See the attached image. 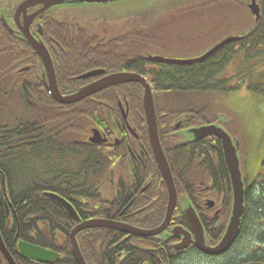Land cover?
Masks as SVG:
<instances>
[{"label":"trees","instance_id":"1","mask_svg":"<svg viewBox=\"0 0 264 264\" xmlns=\"http://www.w3.org/2000/svg\"><path fill=\"white\" fill-rule=\"evenodd\" d=\"M257 1L261 10L258 21H255L250 14L245 0H189L178 6L186 11L194 9L204 11L201 14L196 13L197 19L191 17L193 14L188 12L183 14L180 18L182 21H179L185 25L196 24L199 27L208 25L207 31L200 33L196 38V41L207 44V47L197 49L193 54H201L224 36L242 30L243 36L239 41L225 46L214 57L203 62L186 66L163 64L147 58L148 50L163 48L167 43L162 33L171 31L170 28L174 27L170 24L173 22L170 16L155 23L152 21V24L149 21L143 27H139L141 24H134L133 32H124L116 44L96 48L83 43L70 47L64 45L65 53L56 54L55 57L58 76L66 78L76 75L83 71L81 66L89 64L91 58L97 57L100 58L97 60L109 62L118 70L127 68L147 78L150 76L155 90L158 115L167 112V115L159 116L157 119L161 145L167 158L176 159L177 155L180 156L173 165L177 168L181 167L179 173L191 163L199 173H203L208 166L218 171L221 182L224 184L225 180L230 191L231 205L230 181L222 157L220 140L209 136L211 139L209 146L214 150L211 152L213 156L210 161H199L198 164H194L191 161L190 151L183 150L179 153L180 146H174L166 141L164 135L175 131V123L180 119H186L188 125L210 120L208 111L211 109L210 106L214 105L212 100L214 92L233 91L238 87L229 85L230 78H217L234 55L242 53L247 59H253L264 54V0ZM207 9L209 11L206 15ZM233 12L238 15L236 23L248 25L247 28L244 30L232 28L231 24H228L230 21L227 23L221 20L220 17L226 14L231 18ZM52 15V22L47 28H53L55 36L61 39L66 35L63 31L65 23L56 18L53 12ZM218 22H223V25H219ZM150 25L153 26V30H150ZM157 26L159 28H156ZM167 27L170 28L167 30ZM179 31L182 36L190 34V30L184 31L183 28ZM75 33L77 37L71 35V39L76 38L79 42L89 40L84 32ZM130 41L133 43L130 44ZM190 41L192 43L194 40H188V43ZM21 44L18 37L4 27L0 18V235L16 264H42L19 255L17 243L20 240L60 253L59 259L46 264H77L71 252L69 238L75 222L69 218L58 202L44 196L43 192L58 193L72 203L73 200L84 199L88 202L84 211L80 210L78 207L80 205H76L80 216L83 219L98 216L94 208L97 201H92L101 183L100 181L97 183L98 179L102 177V187L105 183H109L112 193L115 178L120 179L124 175L117 176V173L124 170L127 163L126 158L124 159L126 150L122 140L117 147H114L93 144L87 139L92 127L108 131L110 129L108 125L120 117L117 100L123 94L113 92L108 95H95L108 89L129 91L134 97L133 102L141 105L142 87L137 83H124L92 95L99 100H110L108 101L110 103L112 101V106L118 112H113L111 108H106L102 103L92 100V96L71 105H60L41 89L42 83L38 77L40 70H36V77L29 71H18V67L26 64V59L29 58L24 44L20 50ZM258 47L261 49L257 50ZM247 88L264 97L263 85L249 82ZM165 105L167 111L163 109ZM140 113L143 115L142 110ZM223 127L240 151L242 134L232 128L231 121L225 122ZM48 130L53 134L50 136L52 139L48 137ZM181 154L185 155L184 159ZM186 154H188L187 159ZM119 158L123 160L118 161ZM150 166L157 168L153 156ZM50 177L54 178L55 184L48 183ZM250 186L245 184V213L242 216L240 231L252 233L256 230L257 241L264 242V229L260 222L264 215L262 212L264 201L263 204L259 200L255 202L254 191H251ZM102 208L104 215L112 216L116 214L117 202L103 199ZM119 234L120 232L105 228H91L79 232L77 240L87 264H114L112 254ZM252 238L255 239L254 234ZM244 254L249 255L247 251ZM241 255L242 253L238 254ZM255 255H250L252 260ZM255 262L264 263V257H260ZM0 264H8L1 253Z\"/></svg>","mask_w":264,"mask_h":264},{"label":"flooded vegetation","instance_id":"2","mask_svg":"<svg viewBox=\"0 0 264 264\" xmlns=\"http://www.w3.org/2000/svg\"><path fill=\"white\" fill-rule=\"evenodd\" d=\"M4 1L3 8L6 11L9 19L12 20L14 12L11 14V9L7 10L8 5L11 6V4H7L8 0ZM3 3L0 2V4ZM94 9L97 10V8ZM94 9L89 11H92L95 14L97 13V17L91 20L90 18H84L85 21L81 20V18H79L80 20L78 21L73 13L69 15L66 11L54 12L56 18L61 19V21L65 23L63 31L66 32V35H64L61 39L55 36L53 28H47V25H49L53 19V15L50 12H46L40 15L38 18H35L29 26L31 36L34 38H39L44 43L50 54L55 71L58 90L61 94L71 93L75 89L80 88L89 82L115 72H134L127 70V68H124V70H118L109 62H101V64H95L92 66H89V64H84V66H81L83 70L82 72L66 78L61 76L59 77L57 75V62L55 57L56 54L61 55L65 53L63 50L64 45L70 47L72 45L77 46L79 43H83L88 46H92L94 44L95 46L101 47L109 44H116L119 42L118 38L120 35L126 31L133 32L132 27H134L135 22H140V20L136 19V17L140 14H136L134 9H126L114 12H110L107 8L99 9V12H95ZM34 11L35 7L29 9L27 14H31ZM19 21L20 24H23V16L20 17ZM15 31L22 40H20V43L22 42V44L26 46L24 49H26L28 54L27 57H29L26 59V64L18 67V71H29L30 73H33V76L35 75L36 77V70H40L38 77L42 83L41 89L46 92V84L48 80L46 79V74H44L42 71L40 59L37 57L34 50L25 42V39L19 32L18 27H15ZM75 32H84L86 34L85 36L88 37L89 40H85L84 42L76 41V38L75 40H72L71 35L77 37ZM123 43L124 42L122 41L121 44ZM129 43L131 44L133 41H130ZM22 44L20 45V50L22 49ZM189 46L191 45H186L185 48ZM169 49L173 50V48ZM151 51L153 50L147 51V58L150 60H152L156 54L161 55V53H157L156 51H153V53ZM178 57L181 58L190 56L185 54V56H176V58ZM153 61L156 60L153 58ZM94 69H102L104 72L102 75L97 77H92L85 80L77 79L78 75ZM113 92H120L123 94V96L117 100L120 117L114 121L112 120L113 122L108 125L110 128L108 131L102 130L98 127H92L90 133H92L93 129H96L101 138L104 139V141L99 144H104L107 146L117 147L121 140L123 141V145L126 150L124 159L126 158L125 160L127 165L124 170L117 173V176L121 174L124 175L120 179H118V177L115 178V182L113 181L114 183L112 184V193H110L111 185L109 183H105L102 187V177L98 179L97 183H99V181L101 183L98 185L95 198L92 200L97 201L96 205L94 206L98 213V216L96 217L83 219L80 216L78 210L76 209V205H80L78 207L80 210L82 209V211H84V207L88 206V202H86L84 199H77V201L73 200V203L66 199L76 211L79 221L72 220L71 218L70 219L75 222L74 226L78 224V222H85L91 219H107L127 224L139 230H154L160 227L166 218L167 207L169 204V192L161 171L158 169V167L153 168L150 166L151 156H153L154 159V155L150 144L149 133L147 132V121L144 114L142 95L141 105L134 103V97L132 96L131 92L124 90L108 89L95 96L108 95ZM153 93L156 117L158 119L159 116L167 115V112H163L161 115H158L157 104L155 103V90ZM50 99L52 98L50 97ZM92 100L102 103L106 108H111L113 112L116 111V109L111 104L112 101L111 103L108 102L110 100H99L97 97H93ZM166 108V105L163 106L165 111H167ZM141 110L143 115L140 113ZM124 113L125 116L123 115ZM213 118L215 120L212 119V121H204V123H213L218 120L216 115H214ZM224 122H226V120ZM175 126V131L168 132L164 135L165 140L172 143L174 146H180L178 149L179 153L183 150L186 152L190 151L189 154L191 156V161L194 164H198L199 161H210L211 157L213 156L211 152H214V150H212V148L209 146L211 139L206 137L199 141L191 143L187 142L185 136L182 134V130L194 127L196 125H188V123H186V119H180L175 123ZM131 128H134L136 131L131 130ZM48 132V137L53 135L50 130H48ZM90 135H88L87 139L91 137ZM212 141L214 140L212 139ZM181 157L184 159L185 155L181 154ZM179 158V155H177L176 159H174V157L167 158L176 191L174 205L170 212L167 224L160 232L150 235H139L117 231L120 232V234L115 241L116 243L114 242L116 244V248L112 254L114 264H215L216 262L221 261L228 253L233 251L242 237H246L247 233L249 234V232L245 231L243 233L240 231L229 248L219 254H209L199 248L196 240L197 233L195 227L191 225L188 219L187 212L191 210L196 215L200 224L199 226L201 227L200 231L204 240V245L206 247L213 248L221 240L228 223L231 207L229 200L230 191L228 190L225 180L224 184L221 182V175L219 172L213 168H209L207 162L206 167L208 166V168L203 170V173H199L197 169L193 168L192 163L189 167L183 168L181 173H179L181 167L177 168V166H173L174 163L179 160ZM187 158L188 154H186V159ZM122 160L123 159L120 158L118 159V161ZM260 175L262 176L261 173ZM47 181L50 184L56 183L52 177H50ZM119 181H121L120 184L118 183ZM258 181L264 182V178L248 184V186L251 185V191H254L253 197H255V193L257 192L255 191L254 187ZM55 194L60 196L58 193ZM103 199L106 201L114 200V202H117L116 214L112 216L103 214ZM263 201L264 200H261L262 204ZM262 212H264V207L262 208ZM101 213L102 215H100ZM197 228L199 231L198 226ZM254 238L255 239L251 237V240L259 243V241L256 239V236ZM50 250L58 253L53 249ZM249 251L253 252L250 253L253 255L261 251V248L251 249ZM58 254L60 256V253ZM224 259L222 264H262L260 262H255L256 260H252L250 255H245L244 253H242L241 256H237L236 260L233 259L234 261L230 259Z\"/></svg>","mask_w":264,"mask_h":264},{"label":"water","instance_id":"3","mask_svg":"<svg viewBox=\"0 0 264 264\" xmlns=\"http://www.w3.org/2000/svg\"><path fill=\"white\" fill-rule=\"evenodd\" d=\"M118 1L120 0H18V2H16L17 4L14 13L15 24L17 25L20 32L24 35L28 44L32 46V48L36 51V53L39 55L42 61V65L46 72L47 80H48L46 84V89L49 95L55 101L62 104H73L105 88L126 82H138L143 86V106L147 121V129L149 133L150 144L152 147L153 155L155 157V160L157 162L160 171L162 172V175L165 179L169 192V204L167 207L166 218L164 222L160 225V227L154 230H139L127 224H123L117 221L107 220V219H91L85 222H78V224L75 225V227L71 230L70 233L72 254L78 264H87L81 254L76 239L77 233L79 231L88 228L100 227V228H109L126 233H134L139 235H150L160 232L167 224L176 197V191L173 184L171 171L158 139L152 90L147 80L142 75L137 73H128V72L113 73L105 77H102L96 81H93L87 85H84L79 89H77L75 92L63 95L58 90L55 79L54 68L48 50L41 41L35 39L33 36H31L29 32V26L31 22L35 18L43 14L44 12L57 11L63 7L92 8L94 6L106 5V4H111L113 6H116L118 4L117 3ZM128 1L130 2L126 3L123 1L121 5L144 3L150 0H146V1L128 0ZM34 7H35V11L31 14H27V11ZM248 8L250 9L251 13L255 16V19L258 20L260 17V9L258 4L256 3V0H250V3L248 4ZM21 16H23V24H20L19 21ZM1 19L7 30L12 32L13 34H16V31L8 23L4 13L1 14ZM235 40H236L235 36H228L219 43H217L216 45H214L212 48H210L202 56L196 59H189V60H169V59H161V58L158 59H161L163 61L181 63V64H192L195 62H202L207 58L213 56L219 49L224 47L226 44L233 42ZM102 73L103 70H93L81 75L80 77L87 78ZM186 133L187 136H189L188 138H193L194 140L201 139L209 135H213L219 138L221 142L223 158L232 188V206H231V214L229 217V221L225 233L215 247L210 248L204 245V240L202 238V234L200 231L201 227L199 226L200 224L198 218L191 210L187 212V216L191 225L195 227L197 233L196 240L199 248L209 254H219L227 250L231 245V243L236 238L239 232L242 216L244 214L245 191L242 180V171H241L239 155L231 136L219 124H209V125H203V126L191 128ZM89 140L93 143H100L104 141V139L101 138L100 134L96 129L93 130V135L89 138ZM50 196L55 198L60 204H62V206L65 208L66 212L68 213V215L72 220L79 221L77 213L71 204H69L63 198L58 197L57 195L52 194ZM197 226L199 227V231ZM18 250L23 258L38 261L40 263H48L49 261L58 258L57 253L48 250L46 248L30 244L25 241H20L18 243ZM0 251L5 257L8 264H16L12 256L9 254L1 238V235H0Z\"/></svg>","mask_w":264,"mask_h":264},{"label":"rangeland","instance_id":"4","mask_svg":"<svg viewBox=\"0 0 264 264\" xmlns=\"http://www.w3.org/2000/svg\"><path fill=\"white\" fill-rule=\"evenodd\" d=\"M3 1L4 0H0L1 3H3ZM184 1L186 0H167L165 3L160 1L157 4L150 6L138 5L139 9L136 10L135 13L140 14L136 17L137 20H140L139 24H141V26L139 27L146 26L143 24V22H146L147 20L150 21V24H152L157 22L158 20H165L168 17L172 16V18L170 19L173 22H171L170 24L174 25V27L172 28L167 27V30L170 28L171 31L162 33L165 35V40L167 43L163 48L160 49L156 48L153 51H158L157 53H161L166 56L169 55L185 56L186 53L188 54V56H190L192 55V53H195L197 49H203L207 47V44H203L199 41H196V38L200 33H204L205 31H207L208 25L204 27H199L196 24L192 26V25H185V23L183 22H179L182 21L180 18L183 14H188V12H191L193 14L191 15V17L193 16L194 19H197V17H195L196 13L201 14L204 12L202 9L199 10L200 11L199 12L197 9L186 11L183 10L184 8L181 9L178 7H174L176 5L183 3ZM15 2H18V0H9L7 4L15 5L16 4ZM91 9L92 8L88 7V8H75L73 9V11H71V9L68 8L63 10L68 12L67 14L69 15L73 13L78 21L80 20L79 18L85 21L84 18H90L91 20L97 17L96 15L97 13L95 14L94 12L89 11ZM94 10L95 12H99V9L97 10L94 9ZM192 11H194L195 13H193ZM205 11L207 12L206 13L207 15L209 10L207 9ZM234 13L235 12H233V16L231 18H228V14L223 15L220 18L222 21H226L227 23L228 21H230V23L228 24H231L232 28L237 27V29L238 28L243 29V27L245 26H243V24L236 23L238 15L237 14L235 15ZM159 15H161V17H158ZM217 18L219 17L217 16ZM213 20L217 22L216 19ZM218 23L219 25H223V22H218ZM135 25H137L136 22ZM156 25L159 24L156 23ZM150 27H151L150 30H153V26L150 25ZM144 28H148V27H144ZM156 28H159V26H157ZM181 28H183L184 31L190 30V34L182 36L181 32L179 31V29ZM188 40H194V41H192V43L191 41L190 43H188ZM189 44H191V46L185 48L186 45ZM94 47L96 48L98 46L94 45ZM169 48H173V50H170ZM260 49L261 47L257 48V50ZM97 58L95 59L91 58V62L89 63V66L95 64H101V61L97 60ZM56 71L58 75L59 71L57 70V68ZM217 78L218 79L230 78L229 85H237L238 87L233 91H215L214 94L212 95V100L214 102V105L210 106L211 109L209 108L210 110L208 111L210 115H208V117L210 118V120H212L214 119L213 116L216 115V117H218V120L216 122H220L222 120L221 118H223L226 121H231L232 128L236 129L242 134V139H241L242 142L240 144L239 153L240 156L242 155V167H243V172H244L243 175L245 176V179H247L248 183H252L256 180L263 179L264 178V164H263L264 97L259 93L249 91L247 85L250 82L252 84H256L259 86L261 85L264 86V54L258 55L253 59H247V57H245L244 54L242 53H238L234 55L230 63L226 66V68L220 74H218ZM148 80L150 81V76L148 77ZM210 120L208 119V121ZM225 128H227V126H225ZM260 173L262 174V176L260 175ZM261 184H263V186H261ZM255 191H257L254 197L255 202L256 201L258 202L259 199L264 200V182L260 181L256 186ZM260 222H261V227L264 229V215L262 216ZM257 227L258 226H256V228ZM248 232L250 233L249 234L247 233L246 237L241 238L236 248L223 257V259L225 258L224 260L226 259L236 260L238 254L244 253L251 249L261 248L262 251L264 250V245H261L256 241L251 240L252 234H254V237L256 236L255 235L256 230H253L252 233L251 231ZM223 259L219 262H216L215 264H222Z\"/></svg>","mask_w":264,"mask_h":264},{"label":"bare ground","instance_id":"5","mask_svg":"<svg viewBox=\"0 0 264 264\" xmlns=\"http://www.w3.org/2000/svg\"><path fill=\"white\" fill-rule=\"evenodd\" d=\"M261 245H264V242L263 241H261V242H259ZM248 253H249V255H251L250 253H253V252H251V251H247ZM254 255V254H253ZM262 258V257H264V250L263 251H259L255 256H254V258H253V260H258L259 258Z\"/></svg>","mask_w":264,"mask_h":264}]
</instances>
